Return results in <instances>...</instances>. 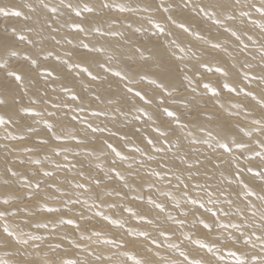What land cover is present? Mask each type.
Returning <instances> with one entry per match:
<instances>
[{"label": "bare ground", "instance_id": "bare-ground-1", "mask_svg": "<svg viewBox=\"0 0 264 264\" xmlns=\"http://www.w3.org/2000/svg\"><path fill=\"white\" fill-rule=\"evenodd\" d=\"M2 1L0 0V6L7 2L14 4L17 1L18 6L19 1L21 4L24 1L31 7L30 3L34 4L35 0H6L5 3ZM37 2L42 8L48 3L50 10L44 11L39 7L40 9H34L33 13H29L26 8L24 10L18 8L24 15L19 17L24 19L27 15L26 18L30 20V25L25 21V26L32 28V31L29 28L32 32L30 41H36L41 49L53 51L56 55L62 53V48L66 47V52L68 51L70 57L72 56L69 58L72 64L88 68V71L97 78L102 76L104 72L101 70L104 68L107 73H112L117 89L113 88L112 82L110 85L100 87L98 81L91 80L87 72L77 76L70 73L72 77L68 72L69 76L63 72L68 76L65 84L64 78L61 79L64 74L60 76L62 71L57 67L59 64L57 65L55 60H52V63L50 61V64L47 62L48 66L44 67V70L42 67L41 69L43 74L46 70L53 71V75L60 72L56 77H60L63 83H60L59 78L58 82L50 81L48 77L50 85L47 83L48 86L41 85L38 80L41 78L39 72L34 70L32 72L33 65L29 69L24 63L21 70L15 71L22 76L21 81L12 79L10 82V78L8 80L0 77V100H8L5 101V106L0 104L2 107L0 117L5 121L0 123V212L4 213L0 216V264H137L138 261L145 264H225L224 262L237 264L238 260L264 264V240L257 239L259 236H264V226H262L264 220H261L264 202L259 199L260 196H264L262 190L264 181H262L263 177L257 179L260 176L253 175L254 172H264V168L246 162L243 157H235V154L225 160L224 157L227 158L229 151L219 146L225 143L231 148L232 144L238 146V142L244 141L251 146L244 151V157L264 151V148H261L264 132L260 131L264 129V81L259 79V76L264 75V15L256 10L262 6L261 0H241L239 5H235L233 0H149L147 2L146 0H63V3L61 0H38ZM105 4L108 6L104 7ZM85 5L93 9L95 14L89 16L82 14L86 9ZM136 6L140 10L136 9L137 14L134 12L135 9L132 10L135 15L131 13V16L129 13V17L127 14L128 10H131L129 8L133 9ZM108 9H113L114 13H107ZM242 11L250 12L251 15L242 16ZM52 12L58 16L56 18L58 21L53 20L58 24L55 26L53 24L56 23L50 21L47 24L53 23L55 28L46 29L43 27L44 23ZM122 13L127 14L129 18H125L124 14L125 17L122 16ZM119 14L124 19L119 18ZM233 15L235 16V19H232L233 23L231 22L227 27L223 26L224 22H228L229 17ZM208 20L212 23L209 24ZM13 21L10 20L9 24H16ZM114 21L117 25L112 24ZM181 24L185 27H180ZM73 25L84 27V31L78 37L82 42L69 35L74 30ZM109 26H112L113 30L110 28L112 31L109 30ZM161 27L165 29L163 33L159 30ZM54 30L66 35H58L59 33ZM92 30L102 34L98 43L88 40L87 34ZM151 30L152 33L154 31L158 34L156 37L159 39L154 33L156 39L144 40V37L138 39L136 36V32L140 34L147 32L148 36V31ZM6 35L0 34L1 62L16 50L15 40L10 39L12 36L7 38ZM80 43L88 44L89 47L95 46L96 49L103 47V51L94 50L89 53L84 48L86 53L81 54L79 51V54L76 48ZM254 44H258L255 45L257 49ZM10 50L12 54L8 52ZM31 57L29 56L32 62L37 60L36 56ZM205 65L213 69L223 67L229 76L224 77L218 73L221 76L217 77L207 71L209 76L199 75L196 79L198 68L202 67L199 71L203 70L206 68ZM100 66L103 68L101 69ZM10 68H13L12 65ZM33 69H36L35 66ZM135 69L142 70L146 79L151 81L152 78L154 88L153 86L147 88L146 85L138 86V84L135 86L136 82L132 84L137 79L138 73L136 74ZM117 72L121 75L117 76L115 74ZM245 74L247 79H243ZM42 76L46 77V75ZM225 80L237 84V91L226 92L225 89L221 91L219 85ZM105 81L103 80L101 84L110 83V80ZM177 84L183 86L181 88L178 86L176 90L173 88L176 91L173 95L174 101L192 103L195 111H192L190 117L186 112L183 114L179 107H173L170 100L168 101L166 90ZM205 84L209 85L207 90H204ZM65 87L72 88L74 94L79 97L77 102L72 104L70 108L72 112L69 111L67 116L63 111L61 112L62 108L59 110V107H53L63 98ZM102 88L104 91H101ZM128 88L141 92L144 98L136 96L133 102L131 95H127ZM214 91L219 94L214 95ZM239 91L251 92L253 95H248L247 101L241 100L238 97ZM200 94L206 97L201 98ZM66 96L68 97V94ZM23 97L31 102L23 103ZM112 98L118 102V105L109 104L112 107L107 110L106 123L102 121L105 123L101 128L103 131L94 132L92 129L96 126L92 120L95 118L92 120L90 118L95 112L103 113ZM160 101L165 102L163 111L157 106ZM19 103L24 106L22 110L17 109ZM125 104L129 107L133 106L128 107L129 111H126ZM189 104L186 106L187 110ZM81 108L83 111H80ZM64 109L67 108L63 107ZM165 109L174 112L175 115L168 116ZM91 111L95 112L90 117ZM26 112L29 117L32 115V118L28 122L27 119L22 122ZM37 112L40 115H35ZM81 112L83 114L89 112L87 114L89 116H85L89 118V122H81L83 121L79 118ZM49 113H55V116L50 117ZM127 116L141 118V122L138 121L140 125L136 124L135 128H130L131 126L129 129L122 128L120 121ZM166 116L170 117L172 124L170 130L167 127L170 124H166ZM256 121H259V124ZM25 122L26 125H23L22 123ZM46 122L55 125L54 130L61 136L60 139H56L47 129ZM33 123L38 126L31 127ZM89 124L91 128L88 127ZM30 127L33 129L30 130ZM33 130L36 131L32 132ZM161 131L167 132L168 135L161 137ZM22 132H27L31 139L22 142L21 139L14 138ZM149 139L153 140L154 146L148 144ZM42 140L48 142L41 143ZM80 140L84 143L79 144ZM165 140L168 142L165 143ZM191 140L195 145L186 146V142L189 145L188 141ZM201 141L203 146H198ZM176 143L178 150L174 151L173 145ZM108 144L113 145L121 156L129 159L123 160L120 156H116L107 147ZM157 145L163 148L164 153L160 157L156 155L160 154L158 153L160 151L156 150L160 148ZM213 147L222 149V153L212 151L215 150L212 149ZM151 156H154V159L150 160ZM157 156L158 158H155ZM141 160L144 161L143 166L139 163ZM261 163L264 166V160ZM129 164L132 165L131 169L128 168ZM21 165L26 167V172H29L27 175L35 174L41 179L39 192L34 190L38 192L37 194L33 193V189H31L32 193H27L25 188L24 191L19 188L21 191L16 192L17 187L14 192L11 191L9 186L17 182L14 180L26 175ZM249 168L253 171L250 172ZM9 169L16 171L18 175L11 177ZM45 171L52 172L53 177L43 176ZM116 172L122 173L123 178L117 176ZM190 176L192 179H189ZM27 180L30 179L27 178L25 182ZM97 180L100 181L99 184H96ZM77 183L84 184V188L76 187ZM195 183H200L209 192H214L212 200L217 203H209L207 192L203 188H194ZM184 184H188L189 187L185 189ZM244 184L248 185L253 194L246 197L243 195ZM24 186L27 187V184ZM4 189H9L10 192L5 195ZM185 193L187 197L196 199L198 203L191 204ZM237 193L241 194L237 195ZM149 197L155 201V204L149 202ZM5 200L10 203H4ZM70 200L72 202H69ZM228 200L232 203L229 204ZM63 203L65 206L61 207ZM201 203L205 205L204 208H200ZM157 204H162L163 210L156 207ZM177 204L179 207H176ZM220 205L222 206L219 207ZM252 205H255L254 209ZM48 207L59 208L57 212L65 215L59 218L57 212H47ZM129 208L131 212L125 210ZM209 208L212 212L207 211ZM221 208L230 214L224 216L223 212L218 211ZM13 212L15 215H12ZM213 212L216 213L215 218L219 222L213 224L209 231L203 225L213 218L212 215L210 216ZM132 213L137 215L133 216ZM105 216L110 219L105 220ZM68 220L74 221L73 224L79 227H70L71 223H67ZM149 220L151 223H148ZM233 224H240V229L232 227ZM221 225H227V228H222ZM5 228L13 235L8 236ZM241 232L250 238V243H246L244 239H233V236L239 237ZM144 233L148 235L145 236ZM17 240L20 243L27 240L28 243L18 245L14 243ZM153 240L155 243L152 242ZM40 242L41 247L33 246L34 243ZM203 244H209L211 249L216 248L220 256L226 260L223 258L225 261L221 262L220 258H215L217 256L213 251L215 249L209 251L208 248L202 247ZM7 248L11 249L9 255ZM5 250L7 253L4 255L7 256L3 257L2 253ZM182 252L184 255H181ZM97 256L100 257L99 260Z\"/></svg>", "mask_w": 264, "mask_h": 264}, {"label": "rangeland", "instance_id": "rangeland-1", "mask_svg": "<svg viewBox=\"0 0 264 264\" xmlns=\"http://www.w3.org/2000/svg\"><path fill=\"white\" fill-rule=\"evenodd\" d=\"M36 1V0H35ZM34 1V4H31L30 3V6L31 7H29V5L28 4H26L24 1H23V4H21L20 3V1H19V5L17 6V4H18V1H17V3L15 2L14 4L13 3H11V2H7L6 0H3L2 1V3H5V2H7V3H5V4H3L2 6H0V7H2L1 9L2 10H0V11H2V12H0V31L2 32H0V34H2V35H6V33H8L7 35H6V37L8 38H10L11 36V38L10 39H14L15 40V46H16V50H14L13 52V54L11 53L12 51L10 50V51H8L9 53H11L12 55H8V56H6L7 57V59H9V60H7V59H4L5 61L4 62H1L0 61V74H2V76H0V77H4V78H6V79H8V80H10V82L12 81V79H14V77L13 76H11V75H9V73H12V72H15V71H19V70H21V68H23L24 67V65H25V67H26V64H27V67L30 69L31 68V66H32V72H33V70H34V72L35 71H38L39 72V77H41V78H38V80H39V83H41V85H43V86H48V85H50V81L51 80H55V81H58V78H59V81H61L60 83H65L66 82V80L68 79V76H69V74L70 73H72V75H75V76H77V75H79V74H82L83 73V71H82V69L83 68H81V67H77V69H76V67L74 68L73 67V64L70 62V59L69 58H71L70 57V53H67L66 52V50H65V48L66 47H64V48H62V50H63V52L62 53H59L58 55H56L55 53H53V51H49V50H43V49H41V47L37 44V42L36 41H34V40H32V41H30L31 39H32V28H30L31 26H29L28 27V25H30L31 23L29 22L30 20H28V18H26V17H28L27 15L24 17V19H23V17H17V16H13L12 14H11V12L12 13H14L15 11H18L19 9L18 8H20V10H24L25 8V10L26 11H28L29 13H33L34 11V9L36 10V9H38L39 7H41L40 6V4H38L39 2H37V4H35L36 2ZM147 1H149V0H146V2ZM8 3H9V5H8ZM26 4V5H25ZM10 5H11V7H10ZM23 5H25V7L23 6ZM37 5V6H36ZM45 5H47V7H45V6H43V8L41 7V9H44V11H46V10H50L49 9V7H50V5L48 4V3H45ZM8 6V7H7ZM12 6H13V8H12ZM27 6V7H26ZM33 6V7H32ZM24 7V8H23ZM52 8V7H51ZM16 9H18V10H16ZM31 9V10H30ZM40 9V8H39ZM46 9V10H45ZM129 9H131V10H128V12L127 11H125V12H127V14L129 15V13H130V15H131V13L132 14H134L133 13V11L132 10H134V12H135V14H137V11H139L138 9H137V6H136V8H129ZM136 9H137V11H136ZM19 10V11H20ZM10 11V12H9ZM114 10L113 9H108V11H107V13L108 12H110L109 14H112V13H114L113 12ZM21 12V11H20ZM112 12V13H111ZM87 13V14H86ZM98 13V12H97ZM100 13V12H99ZM139 13V12H138ZM9 14V15H8ZM82 14H85L86 16L88 15H93V14H95V12L92 10V11H86V9L85 10H83V12H82ZM124 13H122V16H124L123 15ZM125 15L124 17L125 18H129L130 17V15H129V17H127L128 15ZM134 14V15H135ZM53 15V16H52ZM56 15V13H54V12H52V13H50V19L48 18V20H46L47 22H45L44 23V26L43 27H45L46 29L48 28H50L51 27V29L53 28H55V26L58 24L57 23V17L58 16H55ZM121 14H119L118 15V17L120 18L121 17V19H124V17H122V16H120ZM12 17L13 19H11L10 17ZM21 16H24V15H21ZM101 15H97V17H100ZM132 16V15H131ZM15 17H17V19H18V21L21 23H23L24 24V27H23V24L21 23H19L18 21H16L17 19L15 18ZM53 17H55V18H53ZM74 17H76V16H74ZM102 17V16H101ZM113 18H114V16H112ZM26 18V19H25ZM65 19V18H64ZM100 19H102V18H100ZM110 19H112V18H110ZM7 20H8V22H7ZM10 20L12 21V20H14L13 22H16V24L15 23H11V25L9 24V22H10ZM21 20V21H20ZM53 20H57L56 22H54ZM103 20V19H102ZM5 21V22H4ZM24 21V22H23ZM25 21H26V24H28L27 26H25ZM33 21H34V19H33ZM52 22L53 21V23H56V24H53V23H51V25H48L47 23H49V22ZM122 21V20H121ZM209 22H211V20L209 21L208 20V23ZM227 22V21H226ZM226 22H224V24H223V26H225V27H227V26H229V24L232 22V19H229L228 20V22L226 23ZM212 23V22H211ZM233 23V22H232ZM13 24H15V26H13ZM55 25V26H53V25ZM112 24H115V25H117L116 23H115V21H114V23H112ZM210 24V23H209ZM6 25V26H5ZM46 25V26H45ZM18 26L20 27V28H18ZM15 27V28H14ZM17 28V29H16ZM31 29V31H30V29ZM113 30V28H112V26H109V30L110 31H112L111 29ZM29 29V30H28ZM62 29H64V28H62ZM83 29H84V27H83ZM18 30H21L20 32L18 31ZM23 31V32H22ZM55 31V30H54ZM79 30L77 29V28H74V30L69 34V35H71V36H73V37H76L77 38V40H79L80 41V39L78 38L79 37V34L82 32V31H79ZM4 32H6V33H4ZM56 33L58 32V30L57 31H55ZM95 32V33H94ZM22 33H24V34H22ZM59 34L58 35H66L65 33H63V32H58ZM62 33V34H61ZM90 33H92V34H90ZM97 33V34H96ZM111 33V32H110ZM113 33V32H112ZM137 34H136V36H138V39H142L143 37H144V40H148V39H156L158 36V34H156L154 31H153V33L155 34L154 36L156 37H154L153 36V33H152V30H151V32L150 31H148V36L146 35L147 34V32L145 33V34H140L139 32H136ZM139 33V34H138ZM149 33H151V34H149ZM94 34V35H93ZM95 34H96V36H95ZM17 35V36H16ZM24 37V39H21V37L22 36ZM31 35V36H30ZM99 35V36H98ZM101 35L102 34H100L98 31H95V30H92V31H89V33L87 34V36H88V40L90 41V42H93V43H98V41H99V38L101 37ZM142 37H141V36ZM144 35V36H143ZM150 35H152L153 37H151ZM29 36V37H28ZM148 38H147V37ZM57 37H59V36H57ZM96 38H98L97 39V41H96ZM199 38H201V37H199ZM93 39H95V40H93ZM157 39H159V38H157ZM13 40V41H14ZM17 40H19V42L17 41ZM26 41V42H25ZM23 42V43H22ZM80 42H82V41H80ZM200 42V41H199ZM202 42V41H201ZM200 42V43H201ZM32 43V44H31ZM34 44V45H33ZM258 45V44H254L253 46L254 47H256V46ZM23 46H25V47H23ZM36 46V47H35ZM68 46H69V44H68ZM77 46H79V47H77L76 48V50H78V52L80 51L81 52V54H83V52H84V54L86 53V48L84 49V47H83V44L82 43H80L79 45H77ZM200 47H205V46H202V45H199ZM63 47V46H62ZM258 47H256V49H257ZM27 49V50H26ZM255 49V48H254ZM23 50V51H22ZM35 50V51H34ZM43 51H44V53H43ZM32 54H31V53ZM65 52V53H64ZM80 52H79V54H80ZM8 53V54H9ZM20 53V54H19ZM25 53V54H24ZM30 55H29V54ZM28 54V55H27ZM45 54V55H44ZM67 55V56H66ZM26 58H25V57ZM29 56L31 57V56H36V61H34V62H32L31 61V59L29 58ZM50 57V58H49ZM64 57V58H63ZM31 58H33V57H31ZM66 58V59H65ZM68 58V59H67ZM17 59V60H16ZM44 59L46 60L45 62H44ZM60 59H62V60H60ZM24 60V61H23ZM52 60H55L54 62L55 63H57V67L59 68V70H61L62 71V73H60V76H62L63 74H64V76H62V78L61 79H63V82H62V80H60V77H56V76H59V73L58 72H56L57 74H54V75H52L53 76V78H52V76L51 77H49V76H42V75H44L43 74V71H42V69H41V67L43 68V70H44V67H46V66H48L47 65V62H48V64H50V61H51V63H52ZM58 60H60V61H58ZM6 61H7V63H6ZM57 61V62H56ZM60 62V63H59ZM65 62H67L66 64H65ZM23 63H24V65H23ZM29 63V64H28ZM36 63H38V64H36ZM63 63V64H62ZM5 66L6 65V68L3 66V65ZM14 64V65H13ZM31 64V65H30ZM65 64V65H64ZM10 65V66H9ZM11 65H12V67L13 68H10L11 67ZM29 65H30V67H29ZM43 65V66H42ZM55 65V64H54ZM19 66H21L20 68H19ZM34 66H35V68L37 69H33L34 68ZM99 66V65H98ZM61 67V68H60ZM72 67H73V69H72ZM81 68V69H80ZM100 68L102 69L103 68V66H100ZM3 69V70H2ZM100 69V70H101ZM146 69V68H145ZM199 69H202V67H200V68H198V73H197V75L198 76H196V79H198L199 78V75H205V76H209L210 74V72L211 73H213V75H215V76H221L220 74H218V72H216V73H214V71H209V70H207L206 68L205 69H203V70H200L199 71ZM211 69H213V68H211ZM42 72H40V71ZM77 70H79V71H77ZM105 69L103 68L101 71L102 72H104V73H102V76L100 77V78H97L96 80L98 81H96L98 84H100L99 86L100 87H102V86H104V85H110V84H112V83H114V85H113V88H116V82H115V78L112 76V73H107L106 71H104ZM132 70H134V68L132 69ZM180 70V69H179ZM182 70V69H181ZM205 70V71H204ZM11 71V72H10ZM139 71V72H138ZM141 71L142 70H139V69H135V72H136V76H137V79L136 80H134L133 81V83L132 84H134L135 82V86H137L136 84H138V86H144L145 87V85L147 86V88H152V86H153V88H154V83H153V79L152 78H150L151 79V81L147 78L146 79V77H144V72L142 71V74H141ZM176 71H177V69H176ZM204 71V72H203ZM209 73H208V72ZM63 72H65V73H67V75L68 76H66V74L65 73H63ZM181 72H183V71H181ZM16 73V72H15ZM106 73V74H105ZM203 73V74H202ZM107 76H105V75ZM104 75V76H103ZM138 75H139V77H138ZM143 75V76H142ZM8 77V78H7ZM12 77V78H11ZM48 77L50 78V81H48ZM57 79H56V78ZM70 77H72L71 76V74H70ZM99 77V76H98ZM109 77V78H108ZM10 78V79H9ZM45 78H47V79H45ZM140 78V79H139ZM42 79V81L44 82H40V80ZM148 80V81H146V80ZM7 80V81H8ZM65 80V81H64ZM92 80V79H91ZM101 80V81H100ZM103 80H110V83L109 82H106L105 84H101L102 83V81ZM14 81V80H13ZM48 81V82H47ZM58 81V82H59ZM138 81H141V82H138ZM144 81V82H143ZM112 82V83H111ZM143 82V83H142ZM48 85H47V84ZM104 83V82H103ZM152 83V84H151ZM65 84H67V83H65ZM102 85V86H101ZM151 85V86H150ZM115 86V87H114ZM150 86V87H149ZM181 88L183 85H180V84H177L176 86H174V87H172V88H170V89H167L166 90V94H168L167 95V98H168V101L170 102V104L173 106V107H175V108H178V109H180L181 111H182V113L183 114H185V112H186V114H189V115H187V116H191L192 115V111H195V108H194V106L192 105V103H183V101H181V102H178V101H174V99L175 98H173V95H175L174 93L176 92L175 90L176 89H178L179 87ZM109 88H111V87H109ZM175 90H174V89ZM70 89V88H69ZM72 89V88H71ZM117 89V88H116ZM73 90V89H72ZM71 90V91H72ZM101 90V89H100ZM204 90H207L206 88L204 89ZM68 91L69 93H67V91H66V93L68 94V97L66 96L67 94L65 93V91L63 92V94H64V96L62 95V99H61V101H57V104L56 105H60L59 106V110H61L60 108H62V110H61V112L63 111V114L65 115V116H67V113L69 112V111H71L72 109H70V108H72V104L73 103H76L77 102V100H75V101H73V100H71V96L74 94V92L72 91ZM101 91H104V89L102 88V90ZM175 91V92H174ZM224 91H226V92H228L227 91V89H225ZM151 92V91H150ZM149 92V93H150ZM243 93V94H241V93ZM134 93H135V90H133L132 92H129L128 91V93H127V95L128 96H130L131 95V98H133V99H131V98H129V99H131L133 102L135 101L134 99H136V96L134 95ZM152 93V92H151ZM171 93V94H170ZM202 93V92H201ZM239 94V96L238 97H240L241 98V100H246L247 101V97H248V95H247V93H244L243 91H239L238 92ZM69 94H71V95H69ZM207 94H208V91H207ZM201 95V94H200ZM242 95V96H241ZM65 97V98H64ZM70 97V98H69ZM201 98H204V97H206L204 94H202L201 96H200ZM69 98V99H68ZM25 98L23 97V99H22V101H23V103H25V104H27L28 103V101H30L28 98H26L25 100H24ZM28 99V100H27ZM63 99H64V101H63ZM67 101H66V100ZM172 99V100H171ZM27 100V101H26ZM5 101H8V100H4L3 101V104H1L2 106H5ZM21 101V100H20ZM113 101V102H112ZM129 101V100H128ZM131 101V102H132ZM171 101H173V102H171ZM31 102V101H30ZM164 101H160V102H158L157 103V106H158V109H160L161 111H163L164 110V108H165V102L163 103ZM111 103V104H110ZM162 103V104H161ZM21 103H19V105H20ZM65 104V105H64ZM112 105V104H115V105H118V102L114 99L113 100V98H112V100L107 104V105ZM174 104H176V105H174ZM184 104H185V106H184ZM188 104H189V110H187L188 108L186 107V106H188ZM1 105H0V109H2V107H1ZM17 106V109L19 110H22L23 108H24V106H22V104H21V106ZM61 105H62V107H61ZM75 105V104H74ZM107 106V108H105V111L103 112V113H96L95 111H91L90 112V117L92 116L91 114L92 113H94L93 114V117H91L90 118V120H92L93 118H95L94 120H92L93 121V123H95V126H96V128L98 127V128H102L103 127V125L106 123L105 121L107 120V110L110 108V107H112V106ZM128 105H129V103H128ZM164 105V106H163ZM190 105H191V108H190ZM131 106H133V105H131ZM130 106V107H131ZM22 107V108H21ZM63 107L64 108H67V109H64L63 110ZM129 106H127V104H125L124 105V108H126L127 110L126 111H129L128 109L130 108H128ZM193 108V110H190V109H192ZM186 110V111H185ZM72 112V111H71ZM70 112V113H71ZM89 113V112H88ZM88 113H86V112H84V114H83V112H81L80 114H79V118H82V120L83 121H81V122H85L86 123V121L87 122H89V118H86V117H88L89 115H87ZM86 114V115H85ZM163 114H165V113H163ZM68 115H69V113H68ZM83 115H84V117H83ZM95 115V116H94ZM97 115V116H96ZM102 115H103V117H102ZM166 115V114H165ZM165 115H164V117H165ZM32 115H30V117H29V115H28V112H26L25 114H24V120H23V118H22V122H24V121H26V119H27V122H28V120H30L32 117H31ZM86 116V117H85ZM98 116H100V117H98ZM130 117V116H129ZM128 116L125 118V117H123L122 119H121V121H120V126L122 127V125H123V127L122 128H124V129H129V127L130 128H135L136 127V124H137V126H139L140 125V123L139 122H141L140 120H141V118H139V117H137V118H139V119H136V116H131L130 118H129ZM135 117V118H134ZM167 117V119H166V124H170V125H167V127H168V129L170 130V129H172V124H171V121H170V117H168V116H166ZM235 118V117H234ZM169 119V120H168ZM137 120V121H136ZM102 121H104V122H102ZM135 121V122H134ZM139 121V122H138ZM127 122V123H126ZM137 122V123H136ZM170 122V123H169ZM124 123H126V125L128 126V128H126L127 126H125V124ZM23 125L25 124L26 125V122L25 123H22ZM131 124V125H130ZM28 125H29V123H28ZM37 126H38V124H36ZM36 125H34V123L32 124V126L31 127H33V126H36ZM30 126V125H29ZM105 126V125H104ZM31 127H30V130H32L31 129ZM170 127V128H169ZM34 129H36L37 130V128H35L34 127ZM30 130H29V128H28V133L30 132ZM35 130V131H36ZM34 130L32 131V132H35ZM165 131H167V130H165ZM31 132V133H32ZM23 133V134H22ZM22 133H20L19 134V136L18 137H14V138H16V139H21L22 140V142H27L26 140L28 139H31V137L29 136V135H27L28 133L27 132H22ZM0 134H1V128H0ZM22 134V135H21ZM28 137H27V136ZM31 135V134H30ZM23 136V137H22ZM20 137V138H19ZM25 138V139H24ZM19 142H21V141H19ZM188 142H192V140L191 141H188ZM189 143V145H187L188 143L186 142V146H193V145H195L194 143H191L190 144ZM202 141L199 143V145L198 146H203L202 144ZM193 144V145H192ZM175 145V146H174ZM173 145V150L174 151H177L178 149H176V147H177V143L176 144H174ZM197 145V144H196ZM248 146V147H247ZM247 146L246 147H243V148H240L239 149V147L238 146H233V144L231 145V151L228 153V155H226L227 156V158L226 157H224V159L225 160H227L228 158H229V156H233L234 154V156L235 157H243L244 159H245V161L246 162H252V163H254V164H257V165H260V166H262L261 167V169H263L264 168V166H263V164L261 163L262 162V159L258 156V155H255V154H253V155H250V156H245L244 157V155H241V153H244V151L246 150V149H248L249 147H251V146H249L248 144H247ZM157 147H158V145H157ZM160 147V146H159ZM158 147V148H159ZM215 147V146H214ZM212 148V149H215V150H212V151H215L216 153H219L220 151V153H222V149H218V147L217 148ZM234 147V148H233ZM6 148H8V147H6ZM160 148H162V147H160ZM159 148V149H160ZM163 149V148H162ZM237 151H236V150ZM239 150V151H238ZM233 151H235V152H233ZM242 151V152H241ZM32 152V151H31ZM233 152V153H232ZM241 152V153H240ZM158 153H160V154H156V155H158L159 157H160V155H162L164 152L163 151H160V152H158ZM233 154V155H232ZM221 156H224L223 154H220ZM158 156L157 157H155V158H158ZM254 156V157H253ZM152 157V159H154V156H151ZM248 157V158H247ZM254 158V159H253ZM258 158V159H257ZM149 159H150V157H149ZM151 160V159H150ZM254 160V161H253ZM14 163L16 162L17 163V161H13ZM12 162V163H13ZM19 163V162H18ZM262 164V165H261ZM25 165H27V164H24V166ZM16 168V167H15ZM21 169L24 171L25 170V172H26V167H22V165H21ZM20 169V170H21ZM56 172H58V171H56ZM29 172H26V175L28 174ZM57 174V173H56ZM25 174H24V176L22 175V177L21 176H19L18 178H16V179H20V180H14V181H17V182H15V183H17L18 184V186H17V184H11V186H9L10 187V189H11V191H15L17 188V190H16V192H20L21 190L20 189H23L22 191H24L25 189V191L28 193H32V190L31 189H33V193L35 192V191H38L39 189H37L36 190V182H37V180H39L40 182H41V179L38 177V175H35V174H29V175H27L26 176ZM31 175V176H30ZM35 175V176H34ZM29 176H30V178H29ZM56 176V175H55ZM58 176H60V175H58ZM12 177V176H11ZM25 177H26V179L28 178V179H30L31 180V182H30V180H27V182H25L26 181V179H25ZM51 177H53V176H51ZM54 178H56V177H54ZM58 178V177H57ZM261 177H258L257 179H260ZM25 179V180H24ZM23 182V184L25 185V184H27V187L26 186H24L23 184H22V182ZM34 181H36L35 182V184H34ZM262 181H264V177H263V179H262ZM21 182V183H20ZM25 182V183H24ZM29 182V183H28ZM31 183V184H30ZM264 183V182H263ZM33 184V185H32ZM229 184V183H228ZM262 185H264V184H262ZM29 186V187H28ZM8 187V188H9ZM11 187H13V189L11 188ZM15 187H17V188H15ZM23 187V188H22ZM218 187H219V185H218ZM15 188V189H14ZM20 188V189H19ZM25 188V189H24ZM35 188V189H34ZM7 189V188H6ZM6 189H4V191H3V193H5V195L7 194V193H9L10 191H9V189L8 190H6ZM28 190H30V191H28ZM35 190V191H34ZM43 190V189H42ZM13 191V192H14ZM41 191V190H40ZM39 192V191H38ZM38 192H35V194H37ZM198 192H196V194H197ZM201 193H202V191H201ZM6 197V196H5ZM2 199L4 198V197H1ZM56 198V197H55ZM58 201V200H57ZM1 202V201H0ZM56 202V201H55ZM58 202H63V201H61V200H59ZM57 204H60V203H57ZM62 206H65V203H63V204H61V207ZM222 205H220L219 207H221ZM48 212V211H47ZM49 213H55V212H49ZM57 215L59 214V212H57L56 213ZM55 214V215H56ZM56 215V216H57ZM59 215H62V216H59ZM58 215V217L60 218V217H63V215H65V214H62V213H60ZM212 214H210V216H211ZM212 217V216H211ZM73 223H71L69 226L70 227H75L76 226V228H77V225H72ZM197 225V224H196ZM215 227H216V225H215ZM17 239V238H16ZM21 241V240H20ZM14 243H18V245H21V244H24L23 242H19V240H17V242H14ZM38 244V245H37ZM34 243L33 244V246H37L36 248H39V247H41V242L40 243ZM40 244V245H39ZM17 245V244H16ZM25 245V244H24ZM106 245V244H105ZM101 246V245H100ZM213 249H215V250H213ZM6 250H9V252L7 253V251ZM5 251H4V253H2V255H3V257L4 256H7V254L9 255L10 254V252H11V249H6ZM212 250L213 251H215L216 252V254L215 255H217V256H215L214 254V256H215V258H220L221 259V262H224L226 259L224 258V257H221L220 256V254L218 253L219 251L218 250H216V248H212ZM5 253H7L6 255H4ZM225 260H224V259ZM244 260V259H243ZM250 261H248V263L245 261V264H253V263H255V262H251V263H249ZM225 264H228V263H226V262H224Z\"/></svg>", "mask_w": 264, "mask_h": 264}, {"label": "snow or ice", "instance_id": "snow-or-ice-1", "mask_svg": "<svg viewBox=\"0 0 264 264\" xmlns=\"http://www.w3.org/2000/svg\"><path fill=\"white\" fill-rule=\"evenodd\" d=\"M61 3H63V0H61ZM233 3H234L235 5H239V4L241 3V0H233ZM261 5H262V6L259 7V8H257L256 10L259 11V12L261 13V15H264V0H261ZM44 6L47 7V5H44ZM68 6L71 7V5H68ZM107 6H108V5H106V4L104 5V7H107ZM85 8H86L87 11H92V10H93V9H91V8H88L87 5H85ZM53 11H55V9H53ZM165 11H167V9H165ZM12 14L15 15V16H21V15H22V13H21L20 11H16V12H14V13H12ZM213 14H214V13H213ZM77 15H79V13H77ZM241 15H242V16H250L251 13H250V12H243V11H242V12H241ZM229 19H235V16L233 15V16L229 17ZM219 22H220V21L218 20L217 23H219ZM73 27H74V28H77L79 31H84V29H83L82 27H80L79 25H73ZM158 27H159V26H158ZM180 27L183 28V27H185V26H184L183 24H181ZM159 30H160L161 33H163V32L165 31V29L162 28V27L159 28ZM225 31H231V29H225ZM232 34H233V35H236L235 32H232ZM21 39H24V37H21ZM214 46H215V47H219V45H214ZM83 47L86 48V49L88 50L89 53L93 52L94 50L103 51V47H101L100 49H96L95 46L89 47L88 44H84ZM65 63H67V62H65ZM4 67H6V65H5ZM73 67H79V65L74 63V64H73ZM205 67L208 68V65H205ZM208 70H209V71H215V72H218V73H220V74H221L222 76H224V77H228V76H229V73H228L223 67H218V68H215V69L208 68ZM82 71H83V72H87L88 75L91 76V79H92L93 81L97 79V76L92 75V73L88 71V68H83ZM115 74H116L117 76H120V75H121L120 72H117V73H115ZM9 75L13 76L14 79L17 80V81H21V80L23 79L22 76H21L20 74L15 73V72L9 73ZM44 75L51 77V76L53 75V71H47V70H46L45 73H44ZM247 78H248V77H247V74H245V76L243 77V79H247ZM259 79H260L261 81H264V75L259 76ZM208 87H209V85H208V84H205V88H208ZM219 88H220L221 91H223L224 89H227L229 92H234V91H237L238 85L235 84V83H232V82H229V81L225 80L224 82H222V83L219 85ZM64 91H71V89L65 87V88H64ZM128 91H129V92H132L133 89L128 88ZM218 94H219L218 92H215V91H214V95H218ZM247 95H253V93L249 92V93H247ZM135 96L140 97L141 99L144 98V94H142V93L139 92V91L135 92ZM77 99H79V97H78L77 95L73 94V95L71 96V100L75 101V100H77ZM2 103H3V101L0 100V104H2ZM53 107L58 108L59 105H55V104H54ZM80 111H83V109L81 108ZM165 111H166L167 115L170 116V117L175 115V113L172 112V111H169V110H167V109H165ZM35 115H40V113L37 112V113H35ZM49 116H50V117H54V116H55V113H49ZM73 119H75V117H73ZM4 122H5L4 119H3L2 117H0V123H4ZM256 123L259 124V121H256ZM46 127H47V129L52 133V135H53L56 139H60V138H61V136H60V135H57L56 131L54 130V129H55V125H54V124H52V123H47V122H46ZM88 127L91 128L92 126L89 124ZM92 130H93L94 132H96V131H103V129H100V128H93ZM157 131H159V129H157ZM260 131L264 132V129H260ZM250 134H251V133H249V135H250ZM167 135H168V134H167V132H165V131H161V132H160V136H161V137H166ZM73 138H75V137H73ZM47 142H48L47 140H42V141H41V143H45V144H46ZM167 142H168V141L165 140V143H167ZM78 143H79V144H83L84 141H83V140H80V141H78ZM148 144L154 146V142H153V140L149 139V140H148ZM209 146L211 147V145H209ZM219 146H220L221 148H225V149H227L229 152L231 151V148H230V146H229L228 144L221 143ZM238 146L241 147V148H243V147H246L247 144H246V142H244V141H240V142H238ZM107 147H108L109 149H111V150L115 153L116 156H120L121 159H123V160H127V159H129V157L121 156V153H120L119 151H117V150L113 147V145L108 144ZM261 148H264V141L261 142ZM156 150H157V151H162L163 149L160 148V149H156ZM136 151H140V149H136ZM58 154H59V153H57V155H58ZM90 154H91V153H90ZM243 154H244V153H241V155H243ZM255 155H258L262 160H264V151L256 152ZM150 159H152V157H150ZM37 163H39V161H37ZM113 163H115V161H113ZM139 163H140L141 166H143L144 161L141 160ZM229 163H230V160H229ZM57 167H59V165H57ZM217 167H218V165H217ZM256 167H259V165H256ZM128 168L131 169V168H132V165L129 164V165H128ZM9 171L11 172V176H13V177H15V176L18 175V173H17L16 171H12L11 169H9ZM249 171L252 172L253 169H252V168H249ZM154 174H155V175H159V173H154ZM52 175H53V173L50 172V171H45V172L43 173V176H45V177H50V176H52ZM116 175H117V176H120L121 178H123V174L120 173V172H116ZM233 175H235V173H234ZM253 175H254V176L264 177V172H254ZM189 179H192V177L190 176ZM99 183H100V181L97 180V181H96V184H99ZM39 187H40V181L37 180V182H36V188L39 189ZM76 187H78V188H84V184L77 183V184H76ZM183 187H184L185 189H187V188L189 187V185H188V184H184ZM193 187H194V188H197V189H201V188H203L204 191H206L207 194H208V197H209V201H208V202H209V203H212V204L217 203V201L212 200V196L214 195V192H209L208 189L204 187V185H202V184H200V183H195V184H193ZM262 190H264V189H262ZM89 191H91V189H89ZM242 193H243V195H244L245 197L248 196V195H250V194H253V193L250 192V189H249V187H248L247 184H244V185H243ZM240 194H241V193H237V195H240ZM165 195H168V193H165ZM221 195H223V193H221ZM185 196L187 197V193H185ZM97 197H99V194H97ZM187 198L189 199V202H190L191 204H197V203H198V201H197L196 199H194V198H191V197H187ZM259 199L261 200V202H264V196H260ZM69 202H72V201L70 200ZM149 202L155 204V201L152 200L151 197H149ZM227 202H228L229 204L232 203L231 200H228ZM4 203H10V201L5 200ZM113 207H115V205H113ZM156 207H158V208H160L161 210H163V205H162V204H157ZM176 207H179V205L177 204ZM204 207H205V205H204L203 203H201V204H200V208H204ZM252 208L254 209V208H255V205H252ZM125 210H126V211H129V212L132 211L130 208H129V209H125ZM47 211H48V212H57V211H59V208L48 207V208H47ZM207 211H208V212H212V209L209 208V209H207ZM218 211L223 212L224 216H228V215L230 214L228 211L224 210L223 208L218 209ZM132 214H133V216H136V215H137L136 213H132ZM3 215H4V213H3V212H0V216H3ZM12 215H15V213L13 212ZM185 215H187V213H185ZM253 215H255V211H253ZM212 217H213V218H212L209 222L204 223V225H203L204 228H205V229H208L209 231L211 230V227H212L213 224H216V223L219 222V221L215 218V217H216V213L213 212V213H212ZM104 219H105V220H108V219H110V217L105 216ZM261 220H264V213L261 214ZM67 223H74V221H72V220H68ZM112 223H117V221H112ZM148 223H151V221L149 220ZM181 223H183V222H181ZM262 226H264V225H262ZM77 227H79V225H77ZM221 227H222V228H227V225H221ZM232 227H234V228H236V229H240L241 225H240V224H233ZM5 232L8 233V236H12V235H13V233L10 232V231H8L7 228H5ZM99 234H100V233H97V235H99ZM144 235L147 236L148 234H147V233H144ZM162 235H164V233H162ZM37 239H39V237H37ZM233 239H234V240H235V239H244L246 243H250V242H251L250 238L246 237L245 234H244V232H241L239 237H235V236H233ZM257 239H259V240H264V236H259V237H257ZM22 242L25 243V244L28 243L27 240H23ZM106 242H112V241H106ZM152 242L155 243V240H153ZM196 242L199 243V241H196ZM202 247H206V248H208L209 251L212 250L209 244H203ZM181 255H184V253L182 252ZM97 259L99 260L100 257L97 256ZM137 264H145V262L138 261ZM237 264H245V262H244V261H240V260H238V261H237Z\"/></svg>", "mask_w": 264, "mask_h": 264}]
</instances>
